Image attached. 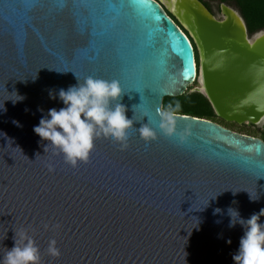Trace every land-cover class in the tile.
I'll use <instances>...</instances> for the list:
<instances>
[{
	"label": "water",
	"instance_id": "1",
	"mask_svg": "<svg viewBox=\"0 0 264 264\" xmlns=\"http://www.w3.org/2000/svg\"><path fill=\"white\" fill-rule=\"evenodd\" d=\"M180 1L193 36L159 0H0V261L26 232L41 264H235L245 229L228 210L264 208V141L176 114L191 133L181 143L160 132L159 110L194 86L225 121L263 123L264 30L249 35L239 10L222 6L219 20ZM76 76L118 80L137 121L125 150L97 139L73 168L34 127L65 107L58 92ZM146 123L150 143L136 130Z\"/></svg>",
	"mask_w": 264,
	"mask_h": 264
},
{
	"label": "clouds",
	"instance_id": "2",
	"mask_svg": "<svg viewBox=\"0 0 264 264\" xmlns=\"http://www.w3.org/2000/svg\"><path fill=\"white\" fill-rule=\"evenodd\" d=\"M76 77L77 85L70 86L67 90L60 89L58 92L65 107L59 110L49 109L47 115L40 119L39 125L34 127V132L48 142L45 151L51 147L54 154H62L65 163L73 168L90 161L97 139H110L117 143L121 150H125L130 138L129 131L137 121L135 116L133 119L127 117L128 109L120 103L125 91L118 80L109 81L88 76L81 82L80 78ZM50 96L56 99V94L50 93ZM23 99L20 97L13 102ZM136 106L138 105L133 106L134 111ZM179 107V104L175 108L169 105L166 110H159V129L165 136L179 137L180 142L184 143L191 133L188 129L178 131L176 112ZM14 123L19 126V122ZM136 130L145 142L150 143L158 138L157 131L149 123ZM49 170H54L51 165ZM251 199L256 200L252 196ZM215 211L218 213L221 210ZM228 214L231 217L229 227L239 224L245 229L238 253L233 255L235 264H264V223H261L264 208L248 219L242 218L239 211L232 208H229ZM47 252L56 258L61 255L55 239L49 241ZM41 259L39 246L24 232L19 240L16 233L15 246L7 249L0 264H41Z\"/></svg>",
	"mask_w": 264,
	"mask_h": 264
},
{
	"label": "trees",
	"instance_id": "3",
	"mask_svg": "<svg viewBox=\"0 0 264 264\" xmlns=\"http://www.w3.org/2000/svg\"><path fill=\"white\" fill-rule=\"evenodd\" d=\"M222 3H231L236 6L240 11L241 15L246 21L249 35H253L264 30V0H220ZM208 6V4H206ZM184 31V30H183ZM184 33H187V31ZM189 36V35H188ZM196 64L199 70L200 58L197 51L196 45L193 43ZM179 104L180 107L176 114L190 115L198 117L212 122L218 123L228 128V122L220 118L214 111L209 100L201 93H187L183 96L176 98H164L163 109H167L169 105L173 108ZM253 125V124H252ZM261 139L264 141V132L262 133Z\"/></svg>",
	"mask_w": 264,
	"mask_h": 264
},
{
	"label": "rangeland",
	"instance_id": "4",
	"mask_svg": "<svg viewBox=\"0 0 264 264\" xmlns=\"http://www.w3.org/2000/svg\"><path fill=\"white\" fill-rule=\"evenodd\" d=\"M159 1L169 10V12L187 30H189V28L183 23V21H182L183 18L181 19V17L179 16V14H181L184 17V14H185L184 6H183V4L181 3L180 0H176V8H175L174 11L169 8V6L166 4V2L164 0H159ZM201 1H204L206 4H209V6H211V8L213 10V15H215V17L217 19H219V20H221L222 17H223L222 13H220L222 6L229 7L231 9H235L236 11L238 10L234 4H231V3H222L220 0H201ZM189 33H190V31H189ZM190 35L193 36V34H191V33H190ZM196 85H198L197 82H196ZM195 89L196 88L194 86L189 87V93L196 92ZM228 123H229L227 125L228 126V129H231L232 131L237 132V133H240V134H245V135H249V136H252V137H256V138H260L261 139L262 133L264 132V122L262 124H259V125L238 124L236 122H228Z\"/></svg>",
	"mask_w": 264,
	"mask_h": 264
},
{
	"label": "bare ground",
	"instance_id": "5",
	"mask_svg": "<svg viewBox=\"0 0 264 264\" xmlns=\"http://www.w3.org/2000/svg\"><path fill=\"white\" fill-rule=\"evenodd\" d=\"M165 2H166V4L169 6V8L171 9V10H175V8H176V0H164ZM179 2V1H178ZM181 4V3H180ZM235 10V9H234ZM198 72H199V70H198V68H197V79H198ZM199 80H200V82L202 83V81H203V76H201L200 78H199ZM198 88H200V90H204V88L203 87H198ZM262 124V123H261Z\"/></svg>",
	"mask_w": 264,
	"mask_h": 264
},
{
	"label": "flooded vegetation",
	"instance_id": "6",
	"mask_svg": "<svg viewBox=\"0 0 264 264\" xmlns=\"http://www.w3.org/2000/svg\"><path fill=\"white\" fill-rule=\"evenodd\" d=\"M204 5L206 6V3L204 2ZM165 7V6H164ZM207 7V9H209L210 11H212L213 12V10H212V8H211V6H209V4H208V6H206ZM166 8V7H165ZM167 9V8H166ZM167 13H168V15L175 21V23L182 29V30H184L185 32L187 31L186 30V28L169 12V10L167 9ZM220 13H222V12H220ZM187 33H188V31H187ZM188 35H189V33H188ZM190 36V35H189Z\"/></svg>",
	"mask_w": 264,
	"mask_h": 264
}]
</instances>
